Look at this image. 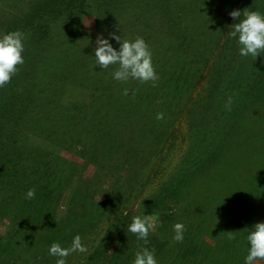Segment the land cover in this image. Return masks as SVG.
Instances as JSON below:
<instances>
[{"label":"rangeland","instance_id":"374dc122","mask_svg":"<svg viewBox=\"0 0 264 264\" xmlns=\"http://www.w3.org/2000/svg\"><path fill=\"white\" fill-rule=\"evenodd\" d=\"M44 1L0 0V35L25 33L24 63L0 87V205L17 212L10 219L0 216V247L10 243L13 250L0 251V264H55L49 246L68 247L76 234L89 251L70 254L67 264H133L141 246L155 250L158 264H243L248 228L264 221V129L256 126L264 100L248 112L255 130L213 126L206 109L235 21L213 45L200 46L210 50L206 60H191L188 91L167 104L186 99L175 106L179 115L157 119L156 111L146 119L141 105L138 119L122 109L131 80H113L116 66L99 69L91 56L96 36L118 34L117 22L129 15L118 16L101 0H58L49 14L52 3ZM250 1L237 0L231 11H247ZM228 2L194 4L200 10L208 5L213 23ZM34 7L41 14L30 23L26 17ZM261 56L246 57L250 66L241 75L262 65ZM171 83H143L140 95L154 99L151 111L165 106L164 89L158 101L155 88ZM20 177L41 180L36 190L50 196L38 220L21 216L27 190L18 187ZM143 214L156 221L146 245L127 231L131 218ZM178 222L186 229L182 242L172 239ZM12 233L16 240L6 237Z\"/></svg>","mask_w":264,"mask_h":264},{"label":"trees","instance_id":"16d2710c","mask_svg":"<svg viewBox=\"0 0 264 264\" xmlns=\"http://www.w3.org/2000/svg\"><path fill=\"white\" fill-rule=\"evenodd\" d=\"M56 1L58 0L44 1L46 6L52 3L50 6L51 9L49 10L50 12H48L49 14H53L58 8V2ZM143 1L144 0H101V3L103 6H108L118 16L129 15L122 24H118L117 22V27L121 28H119L117 35L121 34V39H134L140 36L149 44L150 48L155 47L156 50L154 49L152 51V61L159 80L165 79L172 83L164 87L159 86L155 88V95L153 96L158 101L165 95L161 94L163 93V89L166 96L164 99L165 106L153 112L151 111V103L154 99L150 95H146L142 98L140 90L142 89L143 83L137 80H131V86L133 88H130V95L124 101L122 109H124L126 113H129L131 117H136L138 119L142 118V113L140 111L141 105L145 108L147 107V115L149 116L144 117L146 119L152 118L154 114L151 116V113H155L156 111L163 115H167V113L170 112L178 116L180 112L177 111L176 107L180 106V103H182V105H184V103L186 104V99L180 103L178 100L177 102H172L174 106L170 108H168L167 104L171 98L180 91L183 92L185 89L188 91L186 79L191 72V60H198V58L195 59L197 55L199 56V62H203L208 58L210 50H200V46L211 43L213 45L214 42L217 41L218 36H220L221 33L223 34L227 24L231 21V17L228 13H230L232 8L236 5L237 0H222L226 3L229 1V5H227V8H224V10H222V7L217 10L218 14L222 13L223 15L221 18L218 17L213 23L210 22L211 19L208 15V5L206 8L200 10L198 9L199 6L194 4L195 2L207 3V0H191V2L185 0L188 2L186 5L183 4L182 0H145L146 3H143ZM248 9L264 13V0H251L250 6L247 7V10ZM36 14L40 15L41 11L34 7L30 16L26 17L28 22L32 23V21L37 20L38 17L35 16ZM187 18H190V24H186L184 27L182 26L184 25L182 24L183 19ZM152 21H156V23L153 24ZM230 42V45L224 49V53L221 55L223 62H220L222 63L220 64L222 68L220 72V82L209 89L206 109L213 119V126L223 125V127H234L240 130L241 126L248 125V129H254V127H249L250 120H248V112L253 104H257L264 100V63L259 67H253V72H247L248 74L245 76L241 75L243 73L242 69L248 68L250 65H246V57H240L237 51H235V42ZM113 46L116 47L117 45L113 43ZM191 50H193V52H191ZM163 54L165 55L164 57H162ZM154 86H156V84H154ZM229 96L233 101L230 111L227 110L225 106ZM257 121L256 126L259 125L264 129V117L260 120L257 119ZM21 175L22 174H20V176ZM34 175L35 173L32 176ZM37 181L38 182L31 180L25 181V179L21 180L20 177L18 180V187L23 191L29 188H35L36 190L41 180ZM48 198H50L48 194L39 193L38 189L36 190L34 199H28L27 202H24L25 197H23L19 205L22 207L21 216L24 220H32L37 217L38 218L35 220H38L43 216L44 211H46L43 202L49 201ZM49 205L50 202L47 203V206ZM14 211L0 205L1 217L4 216L6 219L13 218L17 215V212ZM53 215H55V213ZM111 226L112 225L108 228V232L112 229L111 233H113L114 229ZM122 232L124 233L123 230ZM122 236L123 234L114 235L115 238H120ZM6 237H9L11 240H16L14 233ZM11 246L12 244L8 243L0 247L1 253L11 254L13 251Z\"/></svg>","mask_w":264,"mask_h":264},{"label":"clouds","instance_id":"9594fccd","mask_svg":"<svg viewBox=\"0 0 264 264\" xmlns=\"http://www.w3.org/2000/svg\"><path fill=\"white\" fill-rule=\"evenodd\" d=\"M229 16L235 21L228 32L230 40L237 45V53L240 57H251L256 60L264 53V14L255 10H233ZM25 33L20 30L10 31L0 35V87L10 82L17 72V66L24 63L22 53L24 51ZM113 43L117 46L114 47ZM95 46L92 49L94 67L106 69L116 66L111 73V78L120 82L137 80L141 83L152 82L159 79L152 61V51L143 37L134 39H121V34L109 32L106 36L101 33L96 36ZM127 94V90H125ZM233 101L229 96L226 109L231 110ZM157 119H163L162 113H157ZM35 188H29L25 193V199H34ZM127 215V211L123 213ZM156 227L155 218L152 215H135L127 225V231L132 233L138 241L148 243L150 232ZM185 225L175 223L173 225L175 242L184 240ZM230 239L233 238L231 235ZM247 242L246 255L243 264H264V221H259L248 228L245 236ZM89 249L82 242L79 234L73 236L70 246L62 247L59 242H53L48 248L49 256L55 257V264H67L66 258L72 253H88ZM133 264H158L155 250L141 246L135 253Z\"/></svg>","mask_w":264,"mask_h":264}]
</instances>
